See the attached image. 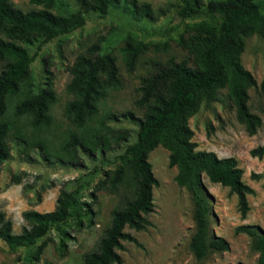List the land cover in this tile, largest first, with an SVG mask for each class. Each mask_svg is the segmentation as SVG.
I'll return each mask as SVG.
<instances>
[{
	"label": "rangeland",
	"instance_id": "rangeland-1",
	"mask_svg": "<svg viewBox=\"0 0 264 264\" xmlns=\"http://www.w3.org/2000/svg\"><path fill=\"white\" fill-rule=\"evenodd\" d=\"M10 1L22 11L41 8L27 0ZM136 1L148 3L151 15L142 16L128 0H115L102 17L86 0H59L44 24V34L54 36L36 51L43 34L34 35L30 44L14 40L33 57L27 69L30 85H22L24 93L8 100L6 105V115L13 125L6 138L8 156L0 164V212L10 220L11 231L19 233L22 226L28 227L23 211H50L61 192H72L76 202L65 221L51 225L33 245L10 250L0 241V264H80L84 253L95 248L108 224L110 211L129 193L127 183L111 192L100 188L99 182L106 179L107 186L111 172L121 165L117 156L135 138L138 119L144 112L143 106L134 103L140 78L170 60L185 61L193 67L197 46L192 37L201 21L179 19L175 14L179 0ZM77 9L82 13L83 24L66 31L74 24L71 13ZM126 43L136 47L130 71L122 51ZM93 44L113 55L119 85L108 87L106 96L97 102V110L81 127H76L63 114L66 102L72 99L65 86L75 56ZM240 63L255 80V85L246 90L248 110L260 117L255 132L248 134L237 121L235 106L225 87L217 90L215 100L198 99L187 118L195 149L212 151L217 157L232 156L242 170L241 181L252 189L246 195L248 210L241 218L236 196L201 174L210 197L209 234L223 237L229 249L209 250L200 259L192 255L188 245L194 231L191 196L176 185V168L168 165L167 150L157 145L146 154L156 180L151 189L152 209L145 215L142 229H123L135 242L120 241L116 252L122 264H256L258 253L250 247L249 238L234 234L233 228L256 225L264 232V157H253L248 152L264 145V34L244 38ZM46 86L54 90L56 97L49 108V125L32 128L28 118L12 116L16 99ZM128 112L130 117L125 115ZM71 133L90 150L78 144L63 150L62 145ZM101 138L104 143L100 147ZM252 173L258 177H251Z\"/></svg>",
	"mask_w": 264,
	"mask_h": 264
},
{
	"label": "trees",
	"instance_id": "trees-1",
	"mask_svg": "<svg viewBox=\"0 0 264 264\" xmlns=\"http://www.w3.org/2000/svg\"><path fill=\"white\" fill-rule=\"evenodd\" d=\"M27 1L41 8L22 11L10 0H0V164L8 156L6 138L13 125V120L6 115L7 101L24 93L22 85H30L27 69L33 56L14 40L30 44L34 35L43 34L36 51L54 36L53 33L44 34V24L59 0ZM86 1L102 17L115 0ZM128 3L138 9L142 16L151 15L148 3L137 4L136 0H128ZM175 14L181 20L201 19L192 37L197 46L193 55L194 66H188L185 61L170 60L157 65L152 73L140 78L138 97L134 103L143 106L144 112L138 119L135 138L125 144L117 156L121 165L111 172L107 186L106 179L99 182L100 188L111 192H116L119 185L127 183L129 193L110 211L108 224L95 248L84 253L80 264H122L116 252L121 247L120 241L135 242L123 229H142L146 224L145 215L152 209L151 189L156 180L146 154L157 145L167 150L168 165L176 168V185L190 193L194 231L188 245L196 259L202 258L209 250L229 249L223 237L209 234L210 197L201 181L202 173L209 182L227 187L236 196L241 218L248 210L246 195L252 193V189L241 181L242 170L236 160L232 156L217 157L212 151L195 149L187 118L195 110L198 99L206 102L215 100L217 90L225 87L235 106L237 121L244 125L248 134L255 132L260 117L248 110L246 92L255 85V80L241 65L240 53L245 37L254 33L264 34V0H206L205 3L200 0H179ZM71 15L75 22L66 31L83 24L79 9ZM122 51L126 68L130 71L136 47L126 43ZM69 74L65 89L72 99L66 102L63 114L71 124L81 127L84 120L97 110V102L106 96L107 88L119 85L118 69L113 55L93 44L75 56ZM55 99L54 90L46 86L36 93L16 99L12 116L28 118L32 128L47 126L52 119L49 108ZM125 115L130 117L131 114L128 112ZM103 143L101 138L98 144L101 147ZM77 144L90 150L74 133L69 135L62 149L70 150L71 146ZM248 152L250 156L262 158L264 145H257ZM251 177L258 176L252 173ZM75 202L76 197L72 192H61L50 211H23L22 217L28 227L22 226L19 233L11 231L10 220L0 212V241L10 250L33 245L51 225L65 221ZM233 233L245 234L250 247L258 253L256 264H264V232L256 225L241 224L233 228Z\"/></svg>",
	"mask_w": 264,
	"mask_h": 264
}]
</instances>
